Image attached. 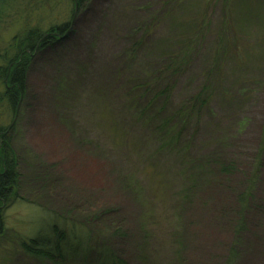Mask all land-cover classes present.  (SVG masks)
<instances>
[{
    "label": "rangeland",
    "instance_id": "1",
    "mask_svg": "<svg viewBox=\"0 0 264 264\" xmlns=\"http://www.w3.org/2000/svg\"><path fill=\"white\" fill-rule=\"evenodd\" d=\"M67 3L61 0L55 12H70ZM42 14L49 18L47 10ZM11 20L0 31L1 50L17 35L19 18ZM60 36L34 53L24 105L13 117L19 197L4 212L0 264H53L21 241L54 233L51 213L93 210L88 196L111 206L103 226L101 218L90 226L111 240L123 264H264V156L256 161L264 143V0H89ZM134 86L140 87L136 109L145 120L158 117L156 129L159 119L177 113L179 145L189 144L190 156L236 159L232 182H220L216 173L204 180L206 170L190 207L172 201V212L166 210L163 192L169 187L177 195L180 188L162 181L172 164L154 154L155 122L135 124V106L126 109ZM199 96L203 104L198 98L194 104ZM186 104L194 111L188 113ZM10 120L0 107V123ZM124 132L138 145L123 146ZM258 163L254 184L247 177ZM251 187L257 209L246 216L248 228L231 262L230 218L237 216L223 225L219 208L229 210ZM161 216L170 218L168 229L186 221L184 248L166 249L167 237L150 233ZM115 227L128 233L125 240L114 235ZM108 258L95 252L92 264Z\"/></svg>",
    "mask_w": 264,
    "mask_h": 264
},
{
    "label": "trees",
    "instance_id": "2",
    "mask_svg": "<svg viewBox=\"0 0 264 264\" xmlns=\"http://www.w3.org/2000/svg\"><path fill=\"white\" fill-rule=\"evenodd\" d=\"M67 1L74 7L70 12L67 9L55 12L61 0H0V31L7 30L9 26H11V22L14 20L9 21L10 19L13 17L19 18L17 35L11 39V42L4 46L5 49L3 47V50H1L0 47V85L3 87V90L0 91V107L5 109L6 113L10 114L11 118L8 125L0 123V239L4 236L6 231L5 209L10 204L16 202V198L19 197L16 191L18 189L21 174L19 171L20 155L13 143V133L16 132L17 122L15 121L14 124L12 123L14 120L13 117L15 118L18 113L20 104L22 103V105H24L29 84L30 63L32 62L34 53L54 46V39L56 36H59L57 42L61 41L60 35H66L70 29L77 8L83 7L89 0ZM69 3H67V5H69ZM44 10L49 12V18L44 17L42 14ZM65 14L67 15V20L59 22L60 19L62 20L64 18ZM43 22L44 25L42 26ZM138 89H140L138 86H134L132 89L133 93H135L132 97V101L126 105V109H130L133 105L135 106V111L133 110L135 124L145 121L144 127L147 128L148 122L150 124L155 122L151 129L153 139L157 142L154 148L155 150H153L155 152L154 154L168 157L169 162L166 161V163L172 164L170 172L162 181L164 183L166 182L167 186L174 184V188H180L177 195H175L169 187L163 192L164 194L161 199L163 200L166 210L171 209L172 212V201H179V207L181 209H183L184 206H187V208L190 207L193 202L192 198L199 188L198 182L201 181L199 177L202 173L206 174V170L208 173L204 180L214 173L222 178L220 182L224 180L230 181L232 179V175L238 171L240 166L236 159H218V156L212 153L207 157L199 155L190 156L188 152L189 149H187L189 144H186V147L185 144H182V146L179 145V137L181 135L179 131H177L178 123H174L175 120H178L177 113L176 115L159 119L157 129L155 124L158 117L151 115L148 120H145L147 115L145 114V117H143V110L139 112L140 110L136 109L137 102L135 94L138 92ZM195 99L199 100L200 96L194 97V104H196ZM201 104H203V100ZM148 106L149 105L146 107ZM185 109L188 113L194 111L193 108H190L191 111L189 112L188 104H186ZM183 120L184 119H182V121ZM124 134L126 141L123 143V146H127L131 142L133 146L138 145L137 140H133L130 133L124 132ZM263 156L264 143L259 147L256 153V161L259 162ZM213 162L214 166L211 164ZM254 167V171L249 174L247 179L249 182L255 184L256 177L260 174V163L254 165ZM135 179H137L135 176L129 177L131 181ZM181 181L182 184L180 185ZM127 183L130 184L129 181L124 182V184ZM202 187L203 185L201 184L200 188ZM251 189L252 187L239 193L238 203L237 201L234 202V205L236 204L234 209H231L234 205L229 207V210L228 207L221 206L219 208L220 215L225 218V224L223 225H228L230 220L232 222L233 230L231 236L233 239L228 247L229 253H231V262L237 257V249L242 242L241 235L248 228L246 216L249 215L253 208L254 210L257 209L251 202L253 199V195H251L252 191H250ZM170 192L172 196H170ZM85 201L93 207V210L83 211L81 210L82 208L77 209L76 206H74L67 216L57 212L51 213L48 218L51 220V229L54 233H47L45 236H42L43 234L39 232L40 236L30 238L29 242L22 240L21 245L37 258H41V260L47 259L53 264H92L95 252L100 254L101 257L109 254V261L107 264H123V262L119 260L121 258L115 253L111 240L105 242L100 239L90 226L95 220L100 218V226H103V221L107 218L104 217L106 216V212H112L111 206L108 205V207H106L94 201H90L89 196ZM92 202L94 203L93 205L91 204ZM175 207L177 208L178 205ZM229 215H236V221H233L232 218L229 220ZM169 221L170 218L161 216L159 218V228L154 226L153 229H149L151 231L150 233L154 234L155 237H167L166 243L164 244L166 249H172L173 247H179V249L184 248L185 234L187 231L184 232L183 228L186 221L181 218L183 223L174 226L170 225L168 229L169 226H167V223ZM122 229V227H115L114 235L125 240L124 238L128 236V233ZM179 229H181V233H178ZM161 233L163 235H160ZM154 235L151 236V239L154 238ZM183 236L184 239H182ZM111 238H113V233ZM107 246L109 248H107ZM98 264L106 263L105 261L102 263V259H100Z\"/></svg>",
    "mask_w": 264,
    "mask_h": 264
}]
</instances>
